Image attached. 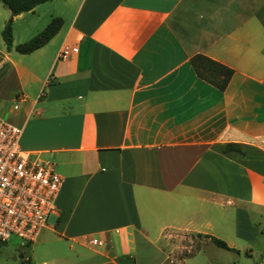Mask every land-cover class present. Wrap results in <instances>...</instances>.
I'll use <instances>...</instances> for the list:
<instances>
[{
    "label": "crops",
    "instance_id": "1",
    "mask_svg": "<svg viewBox=\"0 0 264 264\" xmlns=\"http://www.w3.org/2000/svg\"><path fill=\"white\" fill-rule=\"evenodd\" d=\"M45 2L62 20L45 43H0V115L62 177L28 263L264 264L257 228L222 236L264 214V0H44L12 21ZM196 52L232 68L222 90L195 75ZM204 234L235 257L204 253Z\"/></svg>",
    "mask_w": 264,
    "mask_h": 264
},
{
    "label": "built area",
    "instance_id": "2",
    "mask_svg": "<svg viewBox=\"0 0 264 264\" xmlns=\"http://www.w3.org/2000/svg\"><path fill=\"white\" fill-rule=\"evenodd\" d=\"M70 50L76 47L63 45L57 56ZM21 131L20 125L0 115V243L11 234L32 241L54 210L62 183L49 162L20 148Z\"/></svg>",
    "mask_w": 264,
    "mask_h": 264
},
{
    "label": "rangeland",
    "instance_id": "3",
    "mask_svg": "<svg viewBox=\"0 0 264 264\" xmlns=\"http://www.w3.org/2000/svg\"><path fill=\"white\" fill-rule=\"evenodd\" d=\"M46 3H49V2L39 4V6H36L33 12L32 11L23 12V14H21L20 16H18L12 21L14 40H18L17 42L25 40L24 38H27L29 34L36 33L47 23L50 16H49V10L45 6L47 5ZM57 8L58 7H56V9ZM67 13L68 11L64 10V15L65 14L67 15ZM4 14H7L6 8L0 4V21L2 20L4 22L5 18H7V15L5 18L3 17ZM52 16H58V15L53 14ZM63 25L61 27V31L64 28ZM24 27L26 28L23 29ZM0 29H1V26H0ZM0 43H2L1 37H0ZM1 116L5 118L7 114L4 113V114H1ZM228 212L230 214L228 215V217H231L232 209L228 208ZM47 220L48 221L51 220V215H48ZM228 226H230L229 220L227 222V227H226L227 230L222 232V236H224L226 239L228 238V239L234 240V242H236V244H239V245L245 239L243 237L249 234H252V232H254V228H257L258 234L256 236V240L253 241L251 246L254 249V251L261 250L262 243L264 244V214H260V213L249 214L248 213L246 215H243L241 223H240V228L238 230L241 233V236L236 235L234 228L229 231ZM171 239L173 243L178 245L177 247H179V249H182V252H180V256L190 252L194 248L193 244L191 247H189L188 251L185 250L186 248H182L183 244L188 243L187 236L184 233L179 232L178 234L172 236ZM29 245L30 243L27 244L20 237L14 234H11L4 242L0 243V264H29L27 261V257L30 253ZM210 245L211 244H209V246ZM212 249L206 248V251H204V253L214 256V255H217L218 251H220V253H223L228 258L235 257V255L232 252L224 250L222 248L215 246L214 249L216 250L214 249L212 250ZM252 255H254V253Z\"/></svg>",
    "mask_w": 264,
    "mask_h": 264
},
{
    "label": "trees",
    "instance_id": "4",
    "mask_svg": "<svg viewBox=\"0 0 264 264\" xmlns=\"http://www.w3.org/2000/svg\"><path fill=\"white\" fill-rule=\"evenodd\" d=\"M44 0H0L1 4L8 10L9 15L5 19L0 36L6 49L13 48L18 52H28L45 43L59 28L62 20L59 16H52L47 23L28 39L12 45L11 22L12 15L31 9L35 4ZM189 63L195 75L206 82L212 84L218 90H222L232 73V68L199 52L189 56ZM222 152L226 154L243 155L244 149L241 143L228 141L222 147ZM200 235V233H197ZM218 247L234 250V247L214 235L204 234Z\"/></svg>",
    "mask_w": 264,
    "mask_h": 264
}]
</instances>
